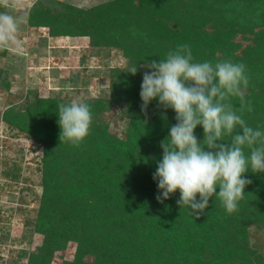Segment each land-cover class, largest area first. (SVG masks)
Here are the masks:
<instances>
[{
	"label": "trees",
	"instance_id": "16d2710c",
	"mask_svg": "<svg viewBox=\"0 0 264 264\" xmlns=\"http://www.w3.org/2000/svg\"><path fill=\"white\" fill-rule=\"evenodd\" d=\"M65 7L66 13H55L37 1L27 22L48 27L53 36H89L93 45L118 48L130 69L119 75L113 91L128 103L130 115L120 137L98 117L108 101L86 99L93 122L76 148L59 138L57 106L69 101L35 96L24 109L4 110L5 122L43 150L42 193L35 217L27 222L43 235V243L38 252L20 255L27 264H39L74 241L73 259L62 264H264L248 238L250 225L264 228V173L249 169L245 174L252 183L233 214L213 197L203 214L192 216L177 204L178 190L159 202L153 174L176 114L165 113L157 100L142 111L138 72L130 73L133 66L165 59L182 44L190 46L195 62L243 63L250 77L245 99L254 109L245 108L243 118L264 130V0H108L87 9ZM238 34H248V42H236ZM231 103L239 109L238 98ZM195 135L203 141L202 126Z\"/></svg>",
	"mask_w": 264,
	"mask_h": 264
},
{
	"label": "clouds",
	"instance_id": "9594fccd",
	"mask_svg": "<svg viewBox=\"0 0 264 264\" xmlns=\"http://www.w3.org/2000/svg\"><path fill=\"white\" fill-rule=\"evenodd\" d=\"M8 4L9 0H0V5ZM20 23L19 17L0 12V47L16 43ZM142 67L148 71L141 83V110L146 112L157 100L165 113L174 110L177 121L161 142L163 155L153 174L157 200L163 202L178 190L177 204L197 218L213 197L219 198L228 214L237 212L246 186L252 183L245 174L249 169L264 173V130L254 129L243 118L245 108L254 110L245 99L250 83L246 66L231 60L195 62L190 46L182 44L169 50L165 59ZM136 72L133 66L130 73ZM233 98L239 99V109L232 105ZM57 108L60 141L79 148L91 131L90 105L73 99ZM197 126L203 128L202 142L195 135Z\"/></svg>",
	"mask_w": 264,
	"mask_h": 264
},
{
	"label": "rangeland",
	"instance_id": "374dc122",
	"mask_svg": "<svg viewBox=\"0 0 264 264\" xmlns=\"http://www.w3.org/2000/svg\"><path fill=\"white\" fill-rule=\"evenodd\" d=\"M37 1L55 13H66L65 4L87 9L108 0H9L7 7L0 5V12L21 19L16 43L0 47V264H27V257L19 252H38L43 243V235L27 225L36 215L42 193V145L12 129L3 119L4 110L11 105L24 109L35 96L69 102L103 98L107 107L98 117L120 137L126 133L130 115L128 103L116 99L113 91L119 75L130 69L120 50L93 45L89 36H53L46 26L28 24L29 8ZM247 38L248 34H238L235 41L246 44ZM148 64L137 65L139 84L148 71L142 66ZM248 232L252 248L264 256V228L250 225ZM75 250L76 243L69 241L39 264H62L73 259Z\"/></svg>",
	"mask_w": 264,
	"mask_h": 264
}]
</instances>
